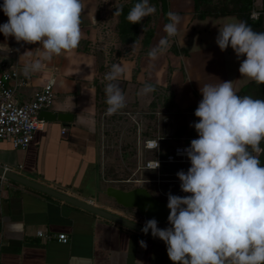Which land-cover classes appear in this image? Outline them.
Here are the masks:
<instances>
[{
	"label": "crops",
	"instance_id": "1",
	"mask_svg": "<svg viewBox=\"0 0 264 264\" xmlns=\"http://www.w3.org/2000/svg\"><path fill=\"white\" fill-rule=\"evenodd\" d=\"M98 1L82 0L83 35L73 55L53 57L40 72L29 76H25L21 70L25 85L18 90L17 101L28 100L48 80L53 79L55 97L48 111L71 114L72 121H45L43 130L34 133L26 150H15L8 141H1L0 163L27 180L75 199L92 201L103 210L132 220L138 216L135 210L117 206L103 193L109 187L104 186V166L108 158L104 151L102 117L106 114L108 105L106 97L102 96L101 85L107 74L106 62L88 49L89 43L97 38L95 34L98 29L89 4ZM166 1L167 13H176L181 18L178 33L170 39L167 51L155 61L148 57V52L166 36L164 29H160V24L159 30L155 31L150 40H141L139 53H135L134 57L128 55L119 58L115 62L124 69V74L118 81L126 97V107L121 111L130 116L134 114L131 117L133 120H139L140 113L147 111L155 102L157 108L154 114L161 115L158 96L165 86L162 78L168 69L171 70V102L182 111L202 100L200 88L205 84L233 81V87L238 92L251 82L241 77V61L237 60L231 47L222 52L215 42L219 28L236 17L197 19L192 0ZM7 20L0 11V25ZM117 45L126 47L120 42ZM34 48L35 44L17 43L13 37L6 38L0 33V65H17L23 69L25 64L40 58ZM173 49L178 53L175 54ZM176 76L180 88L191 96V103L179 102L181 98L177 93L178 86L175 87ZM146 84L153 85L155 92L148 96L138 95ZM100 111L105 112L101 115ZM182 125L190 127V121H185ZM64 128L67 131L61 134ZM110 182L121 183L122 185L111 187L123 190L137 187L130 183L123 185L126 182L122 180ZM142 188L149 191V186ZM38 233H42L43 237H39ZM59 235L66 237V243L58 241ZM141 240L146 241V248L140 246ZM0 262L173 264L168 258L166 245L7 179L0 181Z\"/></svg>",
	"mask_w": 264,
	"mask_h": 264
},
{
	"label": "clouds",
	"instance_id": "2",
	"mask_svg": "<svg viewBox=\"0 0 264 264\" xmlns=\"http://www.w3.org/2000/svg\"><path fill=\"white\" fill-rule=\"evenodd\" d=\"M0 11L8 18L0 25L4 37L39 45L40 58L25 64V76L40 72L53 57L73 55L79 47L82 0H3ZM155 11L149 0H138L127 20L139 24ZM120 12L117 9L115 15ZM168 20L166 36L148 52L152 61L167 51L178 33L180 16L169 12ZM215 42L222 52L231 47L241 61L242 78L264 85V32L233 20L219 28ZM123 74V67L113 64L105 75L109 116L126 107L118 83ZM155 90L146 84L138 95ZM200 92L202 100L194 113L198 122L190 125L198 138L183 150L191 166L177 173L180 190L189 195L169 193V227L159 228L150 219L141 232L151 231L153 238L163 241L173 264H264V165L258 156L264 153V99L239 95L233 81L205 84ZM139 244L147 247L146 241Z\"/></svg>",
	"mask_w": 264,
	"mask_h": 264
},
{
	"label": "rangeland",
	"instance_id": "3",
	"mask_svg": "<svg viewBox=\"0 0 264 264\" xmlns=\"http://www.w3.org/2000/svg\"><path fill=\"white\" fill-rule=\"evenodd\" d=\"M120 1V2H119ZM133 0H99L97 3L89 4L91 8L90 12H93L96 18L97 32L95 40L89 43L88 49L96 53L101 61L106 62L105 73L111 70V67L119 58H125L128 55L135 56V53H139L141 40L147 39V33L159 30L161 24V30L164 29L166 23L163 20L160 4L149 0L151 5L155 6V13L149 17H146L141 23L137 24V29L134 32L127 34L126 40L128 42H122L121 37L119 38L118 29V16L115 15L117 9L121 7H129V4ZM256 4H259V0H253ZM194 12V11H193ZM195 14V13H194ZM234 20L238 21L236 18ZM143 38V39H142ZM126 47L117 45L119 42ZM103 62V63H104ZM170 72L168 71L162 78L165 86L159 91L158 103L160 107V114H154L157 108V103L154 106H149L147 111L140 113L139 120H133L131 117L134 115H128L123 111L118 112L114 115H103L104 119V151L107 155V163L104 166L105 185H122L121 183H111L110 181H127L140 180L142 184L130 183L132 186L148 187L150 193L157 199L168 202L169 193L175 195L183 193L180 190V181L177 177V173L181 170L187 172L191 166L190 163L177 164V165H164L162 169V176H160L159 184L156 182L158 179L157 175L151 172H147L140 169L141 164L145 160H150L156 157L152 152H144L140 149V142L147 138H161L163 150L161 156L166 152L172 150V147L179 141L178 137L175 136L177 127L181 126L183 122L190 121V125L197 122L198 118L195 117L194 113L185 110H178L171 99L173 92L170 86ZM106 75V74H105ZM109 83L105 79L104 83ZM103 87V97L105 95V87ZM175 87L178 86L177 93L183 102L182 104H189L192 102L191 96L187 95L185 90H182L179 85L178 76L175 78ZM108 107V106H106ZM105 111H100L101 115ZM191 127V126H190ZM194 128V127H193ZM142 129V130H141ZM181 138V137H180ZM176 139V140H175ZM264 147V143L261 144ZM259 155V154H258ZM171 181V182H168ZM123 185H129L124 183ZM164 195H161L158 191ZM169 227L167 223L164 228Z\"/></svg>",
	"mask_w": 264,
	"mask_h": 264
},
{
	"label": "built area",
	"instance_id": "4",
	"mask_svg": "<svg viewBox=\"0 0 264 264\" xmlns=\"http://www.w3.org/2000/svg\"><path fill=\"white\" fill-rule=\"evenodd\" d=\"M2 4L3 0H0V5ZM249 19L253 22L260 21L264 29V0H259V4L253 2L249 13ZM37 47H39V45L35 44V51H37ZM21 70L22 69L17 65H0V142L8 141L15 150H26L33 139L34 133L43 130L45 121L42 120L39 115L41 112L48 111L51 108L55 97L53 79H50L28 100L23 102L17 101L18 90L25 85ZM66 131L67 128L62 129L61 134H65ZM196 138H198L197 134L193 137L178 138L177 140L179 142L172 147L171 151L166 152L163 156H161L163 148L161 138H147L141 141L139 143L140 149L144 152H152L156 157L145 160L141 164L140 169L157 175L158 179L156 182L158 184L164 182L163 180L160 181V176L163 175V166L190 163L187 156L183 153V150L190 147L191 141ZM178 150H180L179 153ZM156 162L159 164L158 168H156ZM0 169L4 172L15 173L13 169L4 167L1 163ZM4 180H6L4 175H0V181ZM124 182H133L136 184L143 183V181L132 179ZM158 192L164 195L160 190ZM175 195L185 196L179 193ZM147 220L149 219L138 215L130 221L143 227ZM158 227L163 229L164 225L158 224ZM38 236L43 237V234L38 233ZM47 238L50 237L47 236ZM58 241L66 243V237L64 235H59ZM0 264L2 263L0 262Z\"/></svg>",
	"mask_w": 264,
	"mask_h": 264
},
{
	"label": "water",
	"instance_id": "5",
	"mask_svg": "<svg viewBox=\"0 0 264 264\" xmlns=\"http://www.w3.org/2000/svg\"><path fill=\"white\" fill-rule=\"evenodd\" d=\"M40 118L44 121H59L64 123H69L72 121L73 115L63 114V113H52L49 111H43L40 113ZM4 175L5 179L14 181L23 186L34 189L45 195L51 196L55 199L63 201L69 205L92 213L98 217L109 220L113 223H117L123 227L131 229L137 233L145 235L141 232V226L135 224L134 222L121 217L119 215L113 214L109 211L103 210L92 203V201H83L81 199H75L71 196L53 190L51 188L45 187L33 181L27 180L13 172H4L0 169V175ZM104 195L112 199L117 206L126 210H135V212L146 219H155L158 224L166 225L168 223L169 209L167 208V203L165 201L159 200L153 197L147 189L142 187H136L130 190H123L116 187H107L103 191ZM147 209V210H146ZM151 239H154L164 245H166L159 238H153L151 231L145 235Z\"/></svg>",
	"mask_w": 264,
	"mask_h": 264
},
{
	"label": "trees",
	"instance_id": "6",
	"mask_svg": "<svg viewBox=\"0 0 264 264\" xmlns=\"http://www.w3.org/2000/svg\"><path fill=\"white\" fill-rule=\"evenodd\" d=\"M155 3L160 4L161 12L163 15V20L167 24L168 13H167V1L166 0H153ZM193 1V11L197 19H205L207 17L219 18L226 16H234L239 21H245L253 30L257 32H264L262 23L260 21L253 22L249 19V13L253 5V0H192ZM138 0H133L129 4V7H121L122 12L117 14L119 23L117 33L119 38L121 37L122 42H128L126 40L127 34L134 32L137 29V24H131L127 20V15L130 9L137 3ZM153 36L152 32L147 33V41ZM175 54L178 53L176 49H173ZM185 54L186 51L182 50ZM241 96H251L255 99H264V85H257L255 82H249L244 85L238 92ZM199 104V103H198ZM198 104L188 109V111L195 112ZM150 106H154L151 104ZM197 134L193 127H188L187 125L180 126L176 132V137H193ZM262 147V146H261ZM264 148V147H262ZM261 164L264 165V153L258 155Z\"/></svg>",
	"mask_w": 264,
	"mask_h": 264
}]
</instances>
